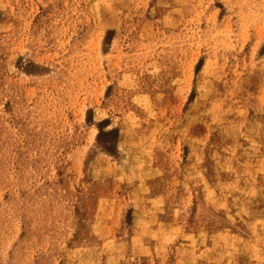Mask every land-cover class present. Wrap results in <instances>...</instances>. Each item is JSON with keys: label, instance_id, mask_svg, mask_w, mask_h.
I'll list each match as a JSON object with an SVG mask.
<instances>
[{"label": "rangeland", "instance_id": "rangeland-1", "mask_svg": "<svg viewBox=\"0 0 264 264\" xmlns=\"http://www.w3.org/2000/svg\"><path fill=\"white\" fill-rule=\"evenodd\" d=\"M0 264H264V0H0Z\"/></svg>", "mask_w": 264, "mask_h": 264}]
</instances>
